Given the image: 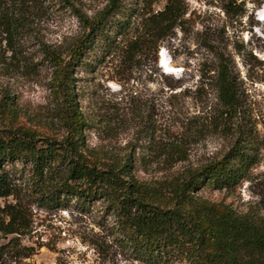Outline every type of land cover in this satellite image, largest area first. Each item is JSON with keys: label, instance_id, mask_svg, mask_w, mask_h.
<instances>
[{"label": "rangeland", "instance_id": "1", "mask_svg": "<svg viewBox=\"0 0 264 264\" xmlns=\"http://www.w3.org/2000/svg\"><path fill=\"white\" fill-rule=\"evenodd\" d=\"M107 1L69 0L90 19ZM180 1L185 8L180 25L156 47L125 55V44L140 33L142 11L159 10L164 0H119L71 71L72 91L86 122L84 151L119 163L129 156V172L150 186L167 185L181 168L221 156L237 137L234 125L226 129L213 118H202L215 104L206 77L210 48L231 55L259 136L264 134V0ZM227 2L238 7L226 12ZM26 14L25 23L24 4L12 50L0 35V127L55 134L52 113L59 99L50 90L51 67L41 57V43L63 50L82 29L62 0H37ZM170 142L179 144L178 159L164 154ZM6 169H20V164ZM198 195L264 214V146L259 161L232 192L203 188ZM4 202L13 199L0 197V206ZM102 210L101 202L87 213L72 206L44 210L32 203L33 237L15 235L19 244L11 245L12 235L0 233V264H149L111 239L113 219ZM22 246H31L32 254L25 256ZM158 264L186 263L168 259Z\"/></svg>", "mask_w": 264, "mask_h": 264}, {"label": "trees", "instance_id": "2", "mask_svg": "<svg viewBox=\"0 0 264 264\" xmlns=\"http://www.w3.org/2000/svg\"><path fill=\"white\" fill-rule=\"evenodd\" d=\"M62 1L73 9L82 31L64 51L41 43V57L51 67L50 90L59 99L52 113L58 132L40 134L18 125L0 127V197L13 199L0 206V233L12 235L7 244L18 245L19 235L33 237L36 224L30 211L32 203L44 210L72 206L87 213L101 202L102 212L113 219L111 239L140 261L264 264V214L241 212L198 195L203 188L232 192L259 161V150L264 146V134L259 136L231 55L224 49L210 48L213 56L207 72L211 73L206 77L214 89L215 104L202 118H213L216 125L226 129L234 125V143L217 158L181 168L167 185L150 186L129 172V156L119 163L84 151L82 131L86 122L72 91L73 66L89 49L93 33L101 29L119 0H108L91 19L69 0ZM36 2L0 0V35L7 49L12 50L24 4L26 23L27 10ZM235 7L234 2L223 6L226 12ZM184 13L180 0H164L161 9L142 11L140 33L125 44V55L149 45L156 47L180 25ZM164 154L167 158L182 156L179 144L172 142ZM16 162L20 169H6ZM21 249L25 256L33 251L31 246Z\"/></svg>", "mask_w": 264, "mask_h": 264}, {"label": "water", "instance_id": "3", "mask_svg": "<svg viewBox=\"0 0 264 264\" xmlns=\"http://www.w3.org/2000/svg\"><path fill=\"white\" fill-rule=\"evenodd\" d=\"M159 66L163 68L162 64H161V60L158 62ZM163 71V70H162Z\"/></svg>", "mask_w": 264, "mask_h": 264}, {"label": "bare ground", "instance_id": "4", "mask_svg": "<svg viewBox=\"0 0 264 264\" xmlns=\"http://www.w3.org/2000/svg\"><path fill=\"white\" fill-rule=\"evenodd\" d=\"M163 64V63H162ZM162 68V67H161ZM163 69V68H162ZM164 70V69H163ZM163 72H165V71H163Z\"/></svg>", "mask_w": 264, "mask_h": 264}]
</instances>
